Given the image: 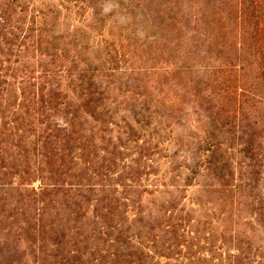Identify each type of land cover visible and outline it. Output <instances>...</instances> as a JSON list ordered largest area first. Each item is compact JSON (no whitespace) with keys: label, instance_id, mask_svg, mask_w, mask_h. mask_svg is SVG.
I'll use <instances>...</instances> for the list:
<instances>
[{"label":"trees","instance_id":"1","mask_svg":"<svg viewBox=\"0 0 264 264\" xmlns=\"http://www.w3.org/2000/svg\"><path fill=\"white\" fill-rule=\"evenodd\" d=\"M153 3H164L159 16L187 59L212 65L207 87L184 94L206 122L203 168L232 196L249 188L244 198L264 227V194L257 188L264 177V0H148ZM27 8L0 7V230L15 228L26 243L17 240L4 252L9 239L1 241L0 264H19L27 253L40 264H160V258L171 264L169 248L149 256L148 245H136L140 236L123 225L127 197L115 195L111 179L130 149L138 153L133 179L140 178L142 165L154 161L150 149L174 132L167 120L177 115L165 118L147 101L127 100L123 87H109L115 82L104 72H115L105 67L112 50L107 45L94 56L88 40L58 29L64 12ZM94 20L102 25L104 18ZM101 36L94 35L98 45ZM28 62L38 64L23 75ZM37 71L45 80L24 87ZM121 180L127 186L131 179ZM5 188L15 193L1 194ZM241 254L232 264H242Z\"/></svg>","mask_w":264,"mask_h":264},{"label":"rangeland","instance_id":"2","mask_svg":"<svg viewBox=\"0 0 264 264\" xmlns=\"http://www.w3.org/2000/svg\"><path fill=\"white\" fill-rule=\"evenodd\" d=\"M163 4L149 5L148 0H0V7L67 12L56 21L58 29H71L88 40L94 56L102 51L104 55L107 45L112 50L108 55L112 63L106 62L105 67L110 65L115 72H104L115 82L109 87H123L127 100L147 101L155 113L164 114L165 118L169 113L177 115L167 120L172 121L174 132L168 139L166 136L167 141L150 149L151 154L155 152L154 161L148 160L142 165L140 178L133 179L138 153L130 149L123 154L131 153L127 156L128 162L121 163L111 179L117 186L113 187L117 190L115 195L127 197L126 202L121 199V203L127 204L122 215L123 225L130 233L140 236L136 245H140L139 241L148 245L144 253L149 256L154 250L169 248L168 253L175 256L169 261L171 264H232L239 253H242V264H264V227L256 219V207L244 198L250 196L249 188L232 196L233 193L219 187L216 179L203 168L208 152L202 142L206 122L198 119L196 103L184 94L190 88L207 87L204 83L210 75L213 78L212 65L205 66L202 59H187L169 25L159 16ZM75 11L87 14L74 15ZM94 12L98 13L93 15ZM101 16L102 25L94 26V19ZM89 25L93 27L89 29ZM98 33L102 35L99 45L98 39H94ZM197 61L203 65L193 66ZM28 63L21 66L23 75H30L38 64ZM33 76L27 77L24 87L32 88L38 86L36 80L37 83L45 80L36 77L39 71ZM211 89L209 85L206 90ZM131 146L130 143L128 147ZM97 166L88 168V178L84 180L90 179ZM118 173L123 177L119 178ZM124 177L131 179L127 186L119 184ZM96 180L92 176L90 183ZM257 188L264 194V177ZM4 192L13 194L15 190L5 188L1 194ZM10 233L0 230V242L9 239L4 252L17 240L18 245H26L15 228ZM160 259V264H165ZM19 264L40 263L27 253Z\"/></svg>","mask_w":264,"mask_h":264}]
</instances>
